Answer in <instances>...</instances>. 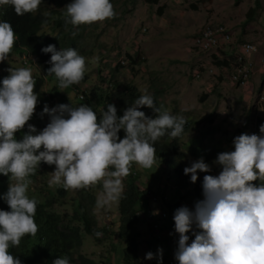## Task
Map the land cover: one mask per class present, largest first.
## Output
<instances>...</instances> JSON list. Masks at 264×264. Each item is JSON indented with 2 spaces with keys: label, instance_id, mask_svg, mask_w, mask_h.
Returning <instances> with one entry per match:
<instances>
[{
  "label": "clouds",
  "instance_id": "1",
  "mask_svg": "<svg viewBox=\"0 0 264 264\" xmlns=\"http://www.w3.org/2000/svg\"><path fill=\"white\" fill-rule=\"evenodd\" d=\"M41 3L42 0H0V11L11 5L15 14L21 15L35 12ZM63 8L65 24L73 28L115 15L111 0H69ZM16 38L10 22L0 19V61L4 62L0 74L4 75L5 70L8 73L0 78V174L11 180L6 192L0 194V200L8 206L7 210L0 209V264H22L9 248L18 245L25 234L35 235L36 231L43 236L41 239H46L48 251L57 249L56 233L43 235L47 228L34 217L36 198L47 197L42 192L29 197V184L41 175L42 163L54 167L48 183L59 187L57 192L65 195L68 188H80L74 200L77 206L81 191L96 184L90 213L99 227L96 209L115 202L119 210L123 191L134 179L141 193L135 211L137 221L145 216L149 225L144 231L137 227L136 230L156 234L149 240L157 243L156 252L144 254L145 259L155 258V264H264V122L259 129L256 127L257 119L264 121V116L257 114L253 118L250 133L233 138V150L228 151L231 147L224 141H213L219 143L217 154H212L208 162L198 154L200 157L186 165L176 151L169 155L168 147L160 146L166 133L177 137L183 132L186 121L182 115L154 105L150 94H140L124 109L116 94L126 91L129 85L120 86L112 72H106L103 84L91 86L81 45L77 50H56L53 44L42 47V52L51 53L49 67L38 56L22 52L31 55L34 65L44 69L42 77H32L30 67L13 68L7 58ZM121 63L125 61L116 62ZM263 94L264 89L259 95V107L264 111ZM58 99L62 103L57 104ZM140 106L152 108L156 115L147 116L146 109ZM182 136L178 138L179 145ZM159 146L166 153H159ZM167 156L173 159L169 164L163 160ZM155 159L173 175L155 189L141 190L139 169L135 167L139 164L149 168ZM210 162L219 166L218 174L210 172ZM198 170L204 174L200 181L201 199L196 190L187 187L189 182H196ZM124 176L127 182L123 186ZM254 180L259 182L254 184ZM170 181L176 187L171 196L166 190ZM42 187L52 194L46 184ZM99 188L102 194L96 197ZM181 189L195 200L193 206L178 207L180 201L174 199ZM167 207L175 208L171 216L175 232H170L164 241L168 234L165 231L169 230L165 227L170 215ZM102 216L106 217L104 224H109L108 214ZM120 221L119 210L118 226ZM94 234L102 235L98 231ZM87 235L83 239L95 242L93 236ZM149 243L142 240L139 254L141 245ZM52 264H70V260L66 255L57 256Z\"/></svg>",
  "mask_w": 264,
  "mask_h": 264
},
{
  "label": "rangeland",
  "instance_id": "2",
  "mask_svg": "<svg viewBox=\"0 0 264 264\" xmlns=\"http://www.w3.org/2000/svg\"><path fill=\"white\" fill-rule=\"evenodd\" d=\"M257 1L259 7L255 16L250 18L249 12L258 5ZM111 3L115 15L91 22L80 36L83 41L80 53L85 57V71L90 77L91 86L103 84V74L112 72L120 86L134 85L141 94L152 95L156 104L163 109L182 115L191 124L179 145L186 165L200 157L190 151V147L201 144L199 141H224L231 147L228 151L233 150V138L241 133H250L253 118L257 114L264 116V111L259 107V95L264 89V0H158L157 3L114 0ZM205 25L224 27L231 35L230 42L222 49L209 52L195 49L194 36ZM241 42H250L256 49L246 57L251 63L252 73L244 86L236 85L230 79L237 65ZM29 56L12 50L7 58L11 67H30L32 77H42L45 74L43 67L34 65V58L31 61ZM24 60L27 62L24 63ZM118 60L125 61V64L117 65ZM225 60L230 64H219ZM57 102L62 103L59 99ZM209 165L210 172L218 174L219 166L215 162ZM166 167L162 165L161 168L156 159L149 168L137 164L135 168L139 169L137 179L140 189H155L159 182L173 175ZM39 168L41 175L29 184L30 192L36 195L42 192L48 200L53 199L56 210L68 220L74 212V200L80 188H68L65 195L61 194L57 192L59 187L48 183L54 167L42 163ZM126 182L127 176L122 177L123 186ZM44 183L54 195L46 192L42 187ZM97 184L100 185V182ZM166 190L171 196L176 187L170 181ZM185 193L181 189L180 195L176 194L178 198L175 197L174 201H180L178 207L184 204L193 206L195 200ZM101 194L102 188H99L96 197ZM167 208L170 215L165 227L169 230L165 231L168 234L164 241L169 239L170 232H175L174 223H171L175 208ZM95 212L100 227L106 220L102 214L107 213V221L110 220L109 225H112L109 228H117L119 210L115 202L98 207ZM137 223L140 231L149 227L145 216L140 217ZM144 235L148 240L156 236L150 232ZM156 244L150 242L141 245L137 264H155V258L145 259L144 254L152 250L155 253ZM110 246L105 238L99 243L85 238L82 245L75 249L74 257L83 255L99 264H124L117 261V255ZM161 249L163 255L164 247ZM117 254L121 256V252Z\"/></svg>",
  "mask_w": 264,
  "mask_h": 264
},
{
  "label": "trees",
  "instance_id": "3",
  "mask_svg": "<svg viewBox=\"0 0 264 264\" xmlns=\"http://www.w3.org/2000/svg\"><path fill=\"white\" fill-rule=\"evenodd\" d=\"M114 0H111V2ZM148 3H157L158 0H145ZM239 1V0H237ZM69 0H42V3L38 6L35 12L24 13L21 15L15 14L11 5H7L3 11H0V19L7 20L10 22L14 35L17 37L14 41L12 50H18L22 52H28L34 56H38L40 61L49 67L47 63L51 53H45L41 51V48L47 46L48 44H53L56 50L60 48L73 47L77 50V47L82 45L81 32L86 28L88 24H80L73 28L71 24H65L64 21V5L67 4ZM258 5L253 8L252 12H249V17L253 18L255 16V11L259 7ZM3 12V13H2ZM47 13V15H44ZM214 26V25H212ZM224 28V27H223ZM78 29V31L76 30ZM225 29V28H224ZM226 30V29H225ZM75 31V35L72 32ZM227 31V30H226ZM242 44L245 42H241ZM227 45L224 43L219 49ZM11 50V51H12ZM9 52V54L11 53ZM219 64H230L228 61L220 62ZM4 68V62L0 61V70ZM0 74V78L6 76L7 70ZM140 91L136 86L129 85L123 93L116 94L123 108H127L131 105L132 101L140 95ZM154 105L156 102L154 101ZM145 108V114L149 117H154L156 113L153 112L152 108L147 106H140ZM184 130L177 137H170L167 133L161 138L163 141L160 146H166L169 150V155L173 152H177L179 147L178 138L183 135L185 131L190 129V122L185 120ZM264 122L257 119L256 127L259 129V125ZM17 137L20 136L18 134ZM205 144V146H204ZM158 148V152L161 154L166 153V149ZM219 143H204L201 142L198 149L190 147V151L194 154H199L208 162L210 156L215 154L218 150ZM179 158L184 157V153L179 151L176 153ZM217 154V153H216ZM166 162L171 163L173 159L169 156L164 158ZM38 174V171L35 172ZM206 174V173H205ZM210 174V173H207ZM204 174L198 170L196 182L188 184L187 187L196 190L197 197L202 198L200 181ZM11 180L6 176L0 174V194L6 192L8 183ZM259 181H252V183H258ZM129 188L123 191V197L120 199V213L121 221L116 229H111L109 224H104L103 226H97L96 221L93 220V216L90 211L94 206L95 197L92 193L95 190V185H89L88 189H83L81 191V198H79V205L75 204L73 214L65 219V215H62L60 211L56 210L53 203L48 201L38 199L34 217H38L42 224V227L47 228L43 235H48V232L56 233L55 238H57V249L55 251H48L45 240L41 239L43 236L36 231L35 235L25 234L20 238L18 245L10 246L9 251L13 255L18 257L22 264H52V261L57 256L66 255L70 264H99L90 258H86L83 255H79L78 258L74 257L75 249L82 245L83 232L93 236V240L100 242L102 238L108 240L111 244L110 248L116 253L117 261L124 264H137V259L139 257V246L142 240L145 243H149V240L145 237L142 232L136 230V207L139 201L140 191L137 186H135V180L132 179L129 182ZM46 183H44L45 185ZM195 187V189H194ZM91 189V190H90ZM33 193L29 194L31 197ZM85 197V199H84ZM76 200V199H75ZM53 201V200H52ZM75 203V202H74ZM0 209L7 210L8 206L3 201L0 200ZM110 223V222H109ZM40 224V225H41ZM101 232L102 235L97 237L94 233ZM105 236V237H104ZM143 238V239H142ZM155 242V241H154ZM121 252V256L118 254ZM156 263V261H154ZM168 263V262H167ZM166 264V263H162Z\"/></svg>",
  "mask_w": 264,
  "mask_h": 264
},
{
  "label": "built area",
  "instance_id": "4",
  "mask_svg": "<svg viewBox=\"0 0 264 264\" xmlns=\"http://www.w3.org/2000/svg\"><path fill=\"white\" fill-rule=\"evenodd\" d=\"M230 40V33L223 27L205 25L195 34L193 47L200 52H209L211 50L219 49L224 43H229ZM255 50V46L250 42H245L240 45L236 62L237 65L230 76L233 83H240L242 85L247 83L251 76L252 68L251 63L246 60V57Z\"/></svg>",
  "mask_w": 264,
  "mask_h": 264
}]
</instances>
